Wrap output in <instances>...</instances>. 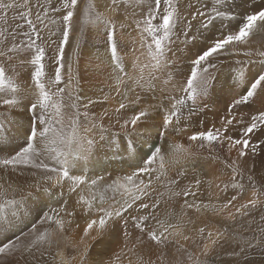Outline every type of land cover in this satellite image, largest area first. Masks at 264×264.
<instances>
[{
	"label": "snow or ice",
	"instance_id": "obj_1",
	"mask_svg": "<svg viewBox=\"0 0 264 264\" xmlns=\"http://www.w3.org/2000/svg\"><path fill=\"white\" fill-rule=\"evenodd\" d=\"M88 28L108 58L96 99L74 71ZM259 35L264 0H0V230L27 221L0 239V264L264 256V215L252 228L264 206ZM12 131L23 143L6 149Z\"/></svg>",
	"mask_w": 264,
	"mask_h": 264
},
{
	"label": "rangeland",
	"instance_id": "obj_2",
	"mask_svg": "<svg viewBox=\"0 0 264 264\" xmlns=\"http://www.w3.org/2000/svg\"><path fill=\"white\" fill-rule=\"evenodd\" d=\"M85 3H86V0H79V5H80L81 8L84 6ZM78 30L79 29H78V26H77V31ZM75 35H76V33L73 32L72 33V40L73 41L75 40ZM53 39H56V38L54 37ZM256 42L264 43V35L257 36L256 37ZM55 47H56V45L53 44L52 48L48 52L49 56L53 55V50L55 49ZM105 47L106 46H105L103 37L98 35L97 31L94 28H88V29H86L84 31L83 35L81 36L79 56L78 57H74V61L80 59L79 60L80 63H78V65L74 63V68L78 67V69H80V67H82V62H81L82 59L84 61L86 59V61H87L85 63V65L82 67V70H83L84 74L80 75V77H83L84 79H88L89 80L91 78L90 77L88 78L87 75H91L93 77L99 75V72H96L94 69L91 70L92 67L93 68L95 67V64L93 63L94 61H93V59H89V57H87V54H85V53H87L88 49L92 48V49H94V51L96 53H98L97 55H100V54L102 55L103 53H105ZM66 51H67L68 54H71V52H72L71 44L66 46ZM195 51H196V48H191V52L194 53ZM233 59H242V57H235ZM185 63H186V61H185ZM47 71L49 72L50 75H54V67L52 66L51 62L48 63ZM226 71L228 72V68L226 69ZM226 75L227 74H225V76ZM61 86H63V85H61ZM116 103L117 102H112L111 105H115ZM213 103H216V106L219 108L223 104V100H221L219 102L213 101ZM106 108H108V107H106ZM101 110H102V108L101 109H95V111H97V112H99ZM241 111H244V109H242ZM220 115H223V111L220 112ZM208 116H209V121L208 122L211 123V120L213 118V114L210 112V113H208ZM217 120H218V117H217ZM233 156H235V153H233ZM257 171H259V169H257ZM230 175H231L230 171H227L225 176H224V179H227V177L230 176ZM225 195L228 198H230L232 195H236V192L230 190L226 194L225 193H221L222 199H223V197ZM249 197H250V190L248 192H245L244 194H242L240 197H238L237 204L243 202L244 200H247ZM254 215H255L256 223L252 224V228H256L258 226L260 216L264 215V206H262V210L261 211H257L256 213H254ZM248 219H250V218H246L245 220L238 222L236 225H231V227L232 228H236L239 231H243L245 228H248ZM21 222H23V221H21ZM25 222H27V221H25ZM206 222L209 223L210 225H214V224L217 223V220L212 218L211 214H209L208 215V219H207ZM21 227L22 226L20 225V228ZM26 230L27 229L25 228L24 231H26ZM0 231H1L0 232V239H3L5 236H7L9 238H12V234L10 232V229H7V231H8L7 233H5L4 230H3V232H2V230H0ZM15 233L18 235L19 231L15 232ZM245 234L246 235H251L250 232L249 233H245ZM226 247H228V246H226ZM219 254H220L221 259L217 262V264H235V261L232 258L228 257L224 250H220ZM250 255H251L252 259L249 262V264H264V256L261 255L259 249H257L256 251L250 253Z\"/></svg>",
	"mask_w": 264,
	"mask_h": 264
},
{
	"label": "bare ground",
	"instance_id": "obj_3",
	"mask_svg": "<svg viewBox=\"0 0 264 264\" xmlns=\"http://www.w3.org/2000/svg\"><path fill=\"white\" fill-rule=\"evenodd\" d=\"M84 46V45H83ZM129 48H131V45H129ZM81 53V52H80ZM85 53V52H84ZM87 57H89V59H93V63L95 64V67L91 68V70H95L97 72V67H98V60L100 58H104L105 60V63H107V56H106V53H103L102 55H97L98 53H96L94 51V49H88L87 50ZM81 55V54H80ZM122 56H124V53H121ZM81 58V57H80ZM85 58V57H84ZM126 59H130V57H125ZM79 59V58H78ZM80 60V59H79ZM79 60H75V64L78 65ZM82 62V67L85 65V63L87 62L86 59L85 61L82 59L81 60ZM82 67H80V69H78V67L74 68V71L77 73L78 77H79V80H80V91L82 93V96H86V97H89V98H92V99H96L99 94H100V88L98 86V79L100 78V74L98 76H91V75H87L88 78L90 77L91 79H84L83 77H80V75L84 74L83 70H82ZM227 67H225V69L223 70V72L221 73V81H224V77H225V74H227L228 72L226 71ZM230 79V78H229ZM104 91L106 92L107 89H104ZM112 102H117L116 99H112L111 101H109V103H106V104H103L102 107L103 108H106V107H109ZM95 109H101L100 106H97ZM94 109V110H95ZM19 118V117H17ZM10 136L13 137L12 140L10 141H6L5 144H4V147L7 149V148H10L11 146L15 145V144H22L23 143V138L21 136H17V133L15 131H12L10 132ZM112 168H120V167H123V168H127V165L124 164V165H120V164H113L111 165ZM207 165H205V168L207 169ZM207 178H211V173H209V176ZM217 195V192L215 190V188H213V197H215ZM219 195L221 196V193H219ZM222 198V196H221ZM204 199L207 200L208 199V195H207V192H205L204 194ZM25 221L21 222V221H18L16 223V227L15 228H12L10 229V232L11 234L13 232H17L18 230H24V225H25ZM82 223V221H81ZM20 225L22 226L20 228ZM1 232V231H0ZM3 232V230H2ZM5 233H7L8 231L7 230H4ZM3 235V234H2Z\"/></svg>",
	"mask_w": 264,
	"mask_h": 264
}]
</instances>
